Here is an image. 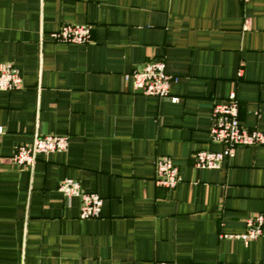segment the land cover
I'll return each instance as SVG.
<instances>
[{"label":"crops","instance_id":"0c3cea01","mask_svg":"<svg viewBox=\"0 0 264 264\" xmlns=\"http://www.w3.org/2000/svg\"><path fill=\"white\" fill-rule=\"evenodd\" d=\"M62 25H89L90 42L52 41ZM155 60L175 102L123 79ZM0 62L21 80L0 91V264H264V146L192 161L220 151L211 109L230 92L239 124L264 134V0H0ZM34 134L67 149L18 168ZM159 157L173 188L156 183ZM65 178L100 197L98 217L78 218ZM256 215L259 237H227Z\"/></svg>","mask_w":264,"mask_h":264},{"label":"built area","instance_id":"2783aa9c","mask_svg":"<svg viewBox=\"0 0 264 264\" xmlns=\"http://www.w3.org/2000/svg\"><path fill=\"white\" fill-rule=\"evenodd\" d=\"M49 37L57 43L83 45L90 42L89 25H62ZM238 75H241L239 70ZM130 80L133 89L143 95L169 98L168 86L171 77L165 73L164 64L160 60L149 61L139 69L123 75ZM21 80L12 64L0 62V91L10 92L20 89ZM1 132V130H0ZM209 140L221 147L218 152L197 151L192 156L196 169H217L220 164L230 159L237 147L264 146V134L255 130H247L237 119V102L234 92H230L224 103L214 104L211 109V125L208 129ZM68 138L56 135L34 134L29 143L18 145L10 157L11 162L21 169H31L38 155L64 152L67 149ZM156 183L159 186L173 188L179 181L177 169L169 159L159 157L154 163ZM57 191L65 198L78 199V218L80 220L96 218L99 215L101 199L96 193L85 192L80 185L71 179H63L58 183ZM262 217L256 215L245 221V232L239 235H228L244 243L254 240L261 234ZM163 264V263H159Z\"/></svg>","mask_w":264,"mask_h":264}]
</instances>
